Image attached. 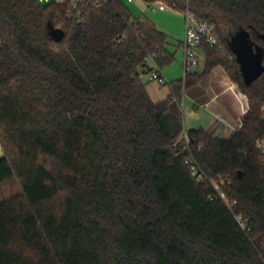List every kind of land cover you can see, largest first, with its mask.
Returning <instances> with one entry per match:
<instances>
[{"label":"trees","instance_id":"1","mask_svg":"<svg viewBox=\"0 0 264 264\" xmlns=\"http://www.w3.org/2000/svg\"><path fill=\"white\" fill-rule=\"evenodd\" d=\"M146 1L215 23L220 40L159 103L143 77L175 62L169 37L122 0L81 17L71 0H0V264H264V73L246 86L230 42L250 32L264 65V0ZM218 65L250 109L229 138L188 131L184 151L183 89Z\"/></svg>","mask_w":264,"mask_h":264},{"label":"crops","instance_id":"2","mask_svg":"<svg viewBox=\"0 0 264 264\" xmlns=\"http://www.w3.org/2000/svg\"><path fill=\"white\" fill-rule=\"evenodd\" d=\"M35 1L38 3V5L44 7L50 3H62L65 0ZM143 1L146 2V0ZM128 2H133V0H128ZM155 25L160 31L168 35L169 39L171 38L172 34L169 32V30L161 29L157 26V24ZM184 36L185 24L182 36L178 38V49L182 50L180 56H177L179 50L176 49L175 46H173L175 48L174 50L169 47L170 45L167 47L168 51L175 55V62L174 65H170L161 71L166 79L170 82L186 80V76L183 73ZM200 54L202 57H204V65H201V68L198 72L199 76L204 73L206 65L205 54L202 50H200ZM178 59L180 65L179 67H176L175 63ZM150 66L153 67L151 64ZM176 68L179 69V72H177ZM143 80L147 84V91L155 103L166 100L172 94V89L170 87H162L154 82L149 81L148 75H145ZM180 106L184 133L190 130L203 129L212 136L218 138H229L233 134L231 132L225 131L223 121L235 124L243 119L244 115L250 109L246 95L240 91L238 86L231 80L230 76L221 65L214 67L208 74L202 76L199 81L192 83L188 87H185L183 89ZM3 155V149L0 144V158H2ZM262 243H264V239H262Z\"/></svg>","mask_w":264,"mask_h":264},{"label":"built area","instance_id":"3","mask_svg":"<svg viewBox=\"0 0 264 264\" xmlns=\"http://www.w3.org/2000/svg\"><path fill=\"white\" fill-rule=\"evenodd\" d=\"M110 0H71L72 10L69 13V16L74 15L81 17L86 14V8L92 6L94 8H100L103 5L107 4ZM131 1V0H130ZM151 11H165L169 6L163 2H153L151 3ZM185 18V36L183 40V49H184V73L187 77L188 75H194L199 72L201 68V54L200 50L203 43L208 44L210 47H219L220 40L217 32V26L215 23L195 17L190 11L184 13ZM64 24L58 25L57 28L63 29ZM151 61V57L149 58ZM154 65V64H153ZM149 81L154 82L162 87H174V83L166 79L162 74V71L154 65V70H152L148 75ZM223 126L225 131L236 133L243 126V119L237 123H229L223 121ZM182 149L184 151H189L190 139L187 132L182 135ZM256 146L261 152V158L264 161V137L256 141ZM186 164L190 169L192 177L196 178L198 181H204L206 179L205 175L201 171L197 162L192 156H188L185 160ZM214 185V184H213ZM217 194L221 197L226 204L231 206L234 203H229L226 200L224 193L215 185L214 186ZM239 225L244 230H249L247 225L237 217Z\"/></svg>","mask_w":264,"mask_h":264},{"label":"water","instance_id":"4","mask_svg":"<svg viewBox=\"0 0 264 264\" xmlns=\"http://www.w3.org/2000/svg\"><path fill=\"white\" fill-rule=\"evenodd\" d=\"M49 35L56 42L64 40L66 34L63 29L49 24ZM233 53L239 64L241 74L246 86H250L264 73L263 52L255 45L251 33L241 30L230 39Z\"/></svg>","mask_w":264,"mask_h":264},{"label":"rangeland","instance_id":"5","mask_svg":"<svg viewBox=\"0 0 264 264\" xmlns=\"http://www.w3.org/2000/svg\"><path fill=\"white\" fill-rule=\"evenodd\" d=\"M122 1L127 6V8L134 17L147 18L152 22H154L155 24H157L159 28L164 30H169V32L172 34V36L170 35L171 38L169 39V45H170L169 47H171V49L173 50L175 49L173 46H175L176 49L179 48L178 38H180V36H182V33L184 32V24H185L184 15H182L181 13L175 11L170 7H168L165 11L152 12L150 7L151 3L147 1L144 2L143 0H133V2H128V0H122ZM178 50L179 52L177 53V56H180L182 50L181 49ZM172 65H174V63ZM179 65L180 64L178 59L177 62L175 63V66L179 67ZM201 65L202 66L204 65V57L202 56H201ZM176 69L177 72H179V69L178 68ZM15 190H16L15 187L11 185H7L4 188H2L1 192L3 195H8L10 193L15 192ZM261 245L262 247H264V243H262V241H261Z\"/></svg>","mask_w":264,"mask_h":264},{"label":"flooded vegetation","instance_id":"6","mask_svg":"<svg viewBox=\"0 0 264 264\" xmlns=\"http://www.w3.org/2000/svg\"><path fill=\"white\" fill-rule=\"evenodd\" d=\"M253 39V38H252ZM254 41V40H253ZM255 43V42H254ZM255 45L257 46V44L255 43Z\"/></svg>","mask_w":264,"mask_h":264}]
</instances>
